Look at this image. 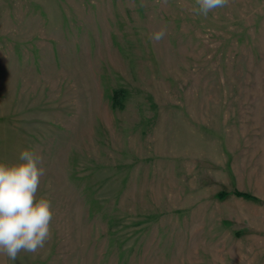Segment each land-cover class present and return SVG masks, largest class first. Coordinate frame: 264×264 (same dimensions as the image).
<instances>
[{
  "label": "rangeland",
  "instance_id": "rangeland-1",
  "mask_svg": "<svg viewBox=\"0 0 264 264\" xmlns=\"http://www.w3.org/2000/svg\"><path fill=\"white\" fill-rule=\"evenodd\" d=\"M192 3L0 0V160L54 211L7 264H264V0Z\"/></svg>",
  "mask_w": 264,
  "mask_h": 264
},
{
  "label": "clouds",
  "instance_id": "clouds-1",
  "mask_svg": "<svg viewBox=\"0 0 264 264\" xmlns=\"http://www.w3.org/2000/svg\"><path fill=\"white\" fill-rule=\"evenodd\" d=\"M231 0H193L189 11L207 18L210 12L230 5ZM167 35L162 26L150 33L153 42ZM41 153L27 147L15 161L0 160V255L15 261L20 254H35L51 239L54 217L51 197L39 194L41 179L46 175Z\"/></svg>",
  "mask_w": 264,
  "mask_h": 264
},
{
  "label": "trees",
  "instance_id": "trees-1",
  "mask_svg": "<svg viewBox=\"0 0 264 264\" xmlns=\"http://www.w3.org/2000/svg\"><path fill=\"white\" fill-rule=\"evenodd\" d=\"M225 194L224 193H220L219 196H224ZM233 195L237 196V197H240V198H244V199H247V200H253V201H260L257 197H255L254 195H251L249 193H246V192H241L239 190H234L233 191Z\"/></svg>",
  "mask_w": 264,
  "mask_h": 264
},
{
  "label": "crops",
  "instance_id": "crops-1",
  "mask_svg": "<svg viewBox=\"0 0 264 264\" xmlns=\"http://www.w3.org/2000/svg\"><path fill=\"white\" fill-rule=\"evenodd\" d=\"M7 262L8 258L3 255H0V264H7Z\"/></svg>",
  "mask_w": 264,
  "mask_h": 264
}]
</instances>
